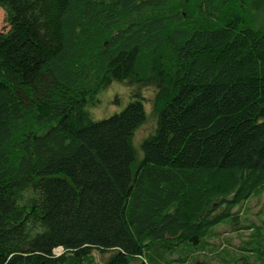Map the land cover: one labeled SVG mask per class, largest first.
Here are the masks:
<instances>
[{
  "label": "trees",
  "instance_id": "1",
  "mask_svg": "<svg viewBox=\"0 0 264 264\" xmlns=\"http://www.w3.org/2000/svg\"><path fill=\"white\" fill-rule=\"evenodd\" d=\"M246 2L0 0V264H217L215 229L264 191V26ZM112 82L129 100L94 119ZM247 228L253 255L219 264H264Z\"/></svg>",
  "mask_w": 264,
  "mask_h": 264
},
{
  "label": "rangeland",
  "instance_id": "2",
  "mask_svg": "<svg viewBox=\"0 0 264 264\" xmlns=\"http://www.w3.org/2000/svg\"><path fill=\"white\" fill-rule=\"evenodd\" d=\"M244 2L245 1H243V3ZM242 8L253 18V14L256 10H259L257 11L258 19H255V25L264 26V0H247ZM7 28L8 22L6 20V13L0 7V30H6ZM98 97L99 102L90 108L91 115L94 119L108 117L113 113L120 111L125 107L129 100L127 88L118 82L110 83L104 90H101ZM145 111L147 113L146 119L136 131L133 139V144L136 148L139 146L142 138L151 133L155 126V119L150 112L149 104L145 103ZM237 210L239 218L238 222L234 224L225 223L218 226L215 229V236L210 240L212 249L208 251V256L213 258L211 261L217 264H219V258L231 259V257H234V254H237V252L244 255H253L250 251L242 250L243 246H247L244 242L251 239L250 236L252 234V229L247 228V226H251V223L255 226H261L262 232L264 233V191L259 195L252 196L247 203H244ZM224 248L227 251L222 253L221 250ZM56 252L58 253L59 251ZM95 258H99L97 254H95ZM198 258L201 259L200 256H198ZM202 258L203 261L209 262L204 256H202ZM196 261H198V259L194 260V262ZM135 263L136 262H133V264ZM96 264L99 263L96 262ZM185 264H187V261Z\"/></svg>",
  "mask_w": 264,
  "mask_h": 264
}]
</instances>
